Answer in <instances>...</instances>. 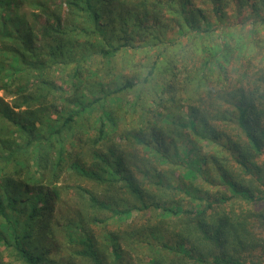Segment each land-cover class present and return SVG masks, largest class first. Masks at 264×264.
I'll use <instances>...</instances> for the list:
<instances>
[{"label": "trees", "instance_id": "16d2710c", "mask_svg": "<svg viewBox=\"0 0 264 264\" xmlns=\"http://www.w3.org/2000/svg\"><path fill=\"white\" fill-rule=\"evenodd\" d=\"M59 2L31 0L32 25L0 0L14 95L0 97V250L62 264L45 243L62 237L86 264H133L136 248L150 264H264V0ZM63 173L111 216L52 225Z\"/></svg>", "mask_w": 264, "mask_h": 264}, {"label": "rangeland", "instance_id": "374dc122", "mask_svg": "<svg viewBox=\"0 0 264 264\" xmlns=\"http://www.w3.org/2000/svg\"><path fill=\"white\" fill-rule=\"evenodd\" d=\"M31 0H21V6L19 5V14L21 16H24L26 20L34 25V16H32L34 10L30 8L28 5ZM58 3L59 0H57ZM66 5L64 4V7ZM0 97L7 103L12 104L14 95L12 93H7L5 91H0ZM60 108V107H59ZM206 150H210L212 146L204 145L203 146ZM104 150V149H103ZM180 150H183V147H180ZM66 176V173L62 174V177L59 181H56L57 186L59 188V196L58 198L52 197L49 203H46L44 214L51 222L52 225L58 226L57 228L63 227L66 222L70 219H75L78 216L80 218H85V223H87V219L90 217L91 219H107L111 216V214L108 213H100L93 209H87L83 202H79L77 200V193L76 190L73 188L70 189L68 192V189L66 187H69L71 184V180H62L63 177ZM76 181L74 179V183L79 184L82 186V188H85L89 190L90 192H95L96 197L101 200H107V202H112V207L117 208V206L120 204V201L115 198L114 196L107 193L101 186L96 185L94 182L82 180ZM45 222V219H44ZM113 219H109L107 223H113ZM107 223H99L98 226L102 224ZM116 223V220H115ZM114 223V224H115ZM128 224L131 223V221L127 222ZM110 225V224H109ZM108 230V229H107ZM60 232V229L58 230ZM59 234V233H58ZM94 235H97V243L99 244V247L101 250H104L107 256L110 257L111 252L109 248H107V244L105 242V235L104 231L101 229H95ZM60 246L56 243V239H49L45 241L46 246L50 249V256L52 258H55L58 261H61L62 264H86L85 262H82L78 259H75L71 256L69 245L67 244V241L64 240V238L59 237ZM138 248L134 249L132 251V254L129 255L131 258V261L133 264H150V258L147 255V251L145 249H140L139 251L141 253H138ZM3 259V260H2ZM109 260V259H108ZM5 262V264H20L18 260H16L15 255H13L12 252L8 253L4 248H1L0 250V262Z\"/></svg>", "mask_w": 264, "mask_h": 264}]
</instances>
